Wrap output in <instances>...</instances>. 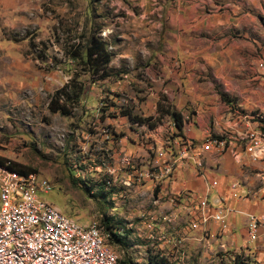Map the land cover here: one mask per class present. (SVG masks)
<instances>
[{
	"label": "rangeland",
	"instance_id": "obj_1",
	"mask_svg": "<svg viewBox=\"0 0 264 264\" xmlns=\"http://www.w3.org/2000/svg\"><path fill=\"white\" fill-rule=\"evenodd\" d=\"M93 33L113 53L104 79L69 53L83 56ZM263 58L264 0H0V157L46 177L45 201L78 223H120L126 261L159 253L173 264H264L260 214L250 242L247 217L213 229L207 210L194 229L197 201L191 214L172 201L185 137L198 150L235 115L264 117ZM73 77L83 85L77 107L51 112L52 93Z\"/></svg>",
	"mask_w": 264,
	"mask_h": 264
},
{
	"label": "built area",
	"instance_id": "obj_2",
	"mask_svg": "<svg viewBox=\"0 0 264 264\" xmlns=\"http://www.w3.org/2000/svg\"><path fill=\"white\" fill-rule=\"evenodd\" d=\"M258 68L264 73V58L258 61ZM232 120L222 138H213L209 133L198 150L192 146L193 139L185 137L176 162L185 161L187 165L192 162L203 170L204 153L220 152L235 141L243 147L250 163L263 166L256 173L264 186V117L259 113L238 114ZM164 168L169 177L173 171L171 166ZM216 184L215 179L211 180V186ZM51 189L52 184L46 177L36 172L21 174L9 169L8 162L0 163V264H135L121 258L116 245L109 240L110 233L100 223L82 225L45 201L43 194ZM173 195L176 205L181 199L197 201L200 214L190 219V227L194 229L205 225L210 217L222 222L230 211L220 203L207 218V198L189 190ZM246 217L249 239L253 242L261 219L252 212Z\"/></svg>",
	"mask_w": 264,
	"mask_h": 264
},
{
	"label": "crops",
	"instance_id": "obj_3",
	"mask_svg": "<svg viewBox=\"0 0 264 264\" xmlns=\"http://www.w3.org/2000/svg\"><path fill=\"white\" fill-rule=\"evenodd\" d=\"M254 30L256 31V27ZM204 131L195 132V134L192 132L190 134L195 138L196 134L197 136L205 135L206 131L205 133ZM235 153L237 154L235 155ZM202 160L204 163L203 170L197 169L192 162L183 170L182 167L184 165L181 163L182 161H178L175 171H173L172 182L175 186L172 189L173 193L189 190L194 193L198 191V196L201 198H207L206 194L214 196V201L211 203L212 207L208 206L207 213L211 214V211L218 204L222 203L230 209L226 221L232 224L244 221L245 214L249 212L260 214L264 217V199L263 201H259L256 198L257 196H253L252 198V195L264 192L263 183L260 176L256 173L263 169V166L259 163H250L243 147L231 142L220 152L213 150L204 153ZM214 179L217 181V184L211 186L210 182ZM259 184H262L263 187L259 186ZM257 189H259L258 192ZM252 192L254 194H251ZM219 196L224 201L219 200ZM180 202L182 204H178L177 209L183 208L186 210L185 214H191V211L188 213L189 209H192L191 206H188V201L181 199ZM217 223L214 220L213 222L210 221V223L208 221V226L214 229L218 226L219 223ZM260 241L264 242V239L261 237ZM261 251L264 252V249Z\"/></svg>",
	"mask_w": 264,
	"mask_h": 264
},
{
	"label": "trees",
	"instance_id": "obj_4",
	"mask_svg": "<svg viewBox=\"0 0 264 264\" xmlns=\"http://www.w3.org/2000/svg\"><path fill=\"white\" fill-rule=\"evenodd\" d=\"M106 47L107 43L102 38L97 36L96 33H93L85 42V45L83 47V56L79 52L80 47H75L74 50L69 51V53L71 55L70 57L72 58L84 60V65L87 66L86 71H88L91 76H96L97 79H104L110 74L108 66L113 57V53ZM82 87L83 85L80 81H78L75 77L71 78L62 87H59L52 93L48 102L49 110L51 112H59L62 115L71 114L80 101ZM162 112L169 114V110L167 108L163 109ZM126 113L130 114L129 112ZM172 115H174L176 128L181 132V130L183 129V121L181 119V115L179 113H173ZM132 118V120H134L135 122L141 123L143 121L142 119L137 117L136 119L135 117ZM6 162H8V167L11 170H14L21 174H26L29 172L24 165L12 160H5L0 157V163ZM101 225L110 233L109 240L111 243L116 244V242H123L125 232L120 223L112 222L110 219L104 217L101 219ZM114 230H116L117 232H114ZM148 264L173 263L163 255L154 253L148 255Z\"/></svg>",
	"mask_w": 264,
	"mask_h": 264
}]
</instances>
